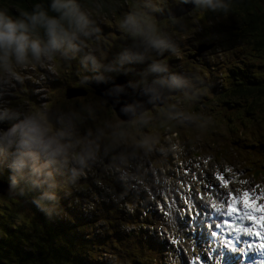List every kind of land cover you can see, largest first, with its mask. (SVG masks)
Listing matches in <instances>:
<instances>
[{
	"label": "rangeland",
	"instance_id": "obj_1",
	"mask_svg": "<svg viewBox=\"0 0 264 264\" xmlns=\"http://www.w3.org/2000/svg\"><path fill=\"white\" fill-rule=\"evenodd\" d=\"M76 1L67 0L66 8L73 11V8H77ZM82 1L87 2L86 9L92 6L95 7L96 15L100 21H104L108 25L116 23L119 28L123 29L120 18L127 19L129 17L140 26L139 29L145 35L150 34V32L143 26H148L155 33L165 30L174 37L183 39L184 33H190L194 27L192 19L189 20L191 24H186L182 18L177 17L190 9L182 11L175 5L167 6V0H129V3L124 1L119 5H116L114 0ZM205 4V1L202 2V5ZM260 4L264 10V0H260ZM105 6H109L106 13L104 12ZM44 8L46 9V7ZM61 9L63 10V7L59 6L57 11L63 13ZM46 11L48 12L47 9ZM115 11H118L119 17L110 16L111 12L114 14ZM167 17L176 19L170 22ZM29 19L32 22L41 21L37 18ZM72 21L75 20L71 19L70 23L66 21L61 26L73 25ZM2 23H11V18H4ZM129 23L133 22L130 20ZM32 24L26 25V28L31 30ZM44 24L46 23L44 22ZM11 25H14V23ZM155 26L159 27L160 31ZM92 27L100 28V26ZM132 29L133 32L131 33L135 34L134 27ZM227 31L228 29L225 30L226 35L229 36ZM105 34L103 37L95 38V46L97 47L95 49L94 46L95 55L91 59L90 56L83 59L86 65L84 67L73 66L72 68H75L74 74L78 77L97 78L103 81L98 84L99 87L93 95L92 103L106 99L112 102L113 107L109 111L113 117L105 119L108 127L103 123H97L95 131H87V121L74 122L68 113H58L49 102L44 103V100H49L46 97L47 93L53 89V87H49L51 85L50 81L66 68L64 63L54 62L53 60H50V65L45 63V66L49 68L45 77H42V73H36L37 62L32 59L15 61L18 65L17 69H19L16 70V74L10 70L5 73L0 71V125L5 117V96L9 95L12 89L14 98L20 99V105L29 111L26 116H31V118L47 125V137L54 140L59 147L57 158H53L49 155L44 156L37 151H25L35 139L34 136L22 135L21 138L24 144L21 145L17 142L14 147L9 146L0 137V159L9 163L11 159H14V157H10L12 149L18 148L19 151H24V154L20 155L19 161L15 163L19 165V170L15 173V180L25 188L45 187L46 193L44 196L49 198L47 204H44L42 198H37V200L41 205H45L52 215L57 213L61 207L60 199L64 188L63 182H68L66 176L69 173L70 166L75 164L77 156H86L90 160H95L98 157L99 162L109 160L111 165L126 172L129 180L126 190L132 189L137 199L144 197L145 200L150 201L149 193L142 191L140 181L144 180L150 172H153L155 165L161 164V161L156 158L160 154L159 150L168 166H171L175 163L174 150L178 149L179 144L194 145V140L208 136L214 128V119L210 109V107L213 108V101L211 100V92L206 85L211 80L210 77L204 78L199 75L201 68L209 72L214 71L213 54L197 59L200 55L194 53L188 57L190 60H186V80H183L181 84L191 97L183 96L180 90H165L162 94H155L152 102L143 103L141 99L146 96L145 88H158V82L151 81L144 88H140L136 81L139 79L137 73L127 69H117V64L109 59L107 49L103 47L104 44L112 43L115 36L111 35L110 32ZM68 35L71 40L79 43V38L72 31H69ZM89 38L92 39L90 36ZM119 41L117 40L115 43H119ZM67 43V38H63L61 42H57V45L68 47ZM157 45L167 48L171 55H174L175 51L180 48L179 43L174 42H163ZM237 46L238 43L235 40L232 41L227 38L224 40L223 50L230 51ZM137 48L148 49L149 43H139ZM4 61H11V58L0 56V67L8 66V63ZM230 61H235L236 65L240 64L235 59H230ZM12 64L15 66L14 63ZM86 68H89V71ZM28 73H30V76L27 75ZM246 73L248 77H254L253 70L247 69ZM14 81L20 84L17 85ZM32 82L37 85L33 92H40L39 101L41 105L35 108H32V105L27 104L25 100L30 95L31 89H34ZM129 101H132L131 109H127L126 115L121 114L123 106ZM15 107L17 108L19 105ZM174 110L179 111L181 115L174 118ZM108 128L112 130L111 133H105ZM0 132L2 131L0 130ZM138 143L148 146V157H141ZM193 147V152L199 150L208 152L211 150L210 147L204 148L203 145ZM10 193L11 196H0V201L5 200L9 203V200H12L13 205L10 207V211L13 213L17 203V195ZM1 214L2 211L0 210V220L2 219ZM0 229L2 230L1 226ZM155 229L158 230L157 227ZM1 252L0 249V258ZM0 264L9 263H6L4 258V260L0 259Z\"/></svg>",
	"mask_w": 264,
	"mask_h": 264
},
{
	"label": "trees",
	"instance_id": "obj_2",
	"mask_svg": "<svg viewBox=\"0 0 264 264\" xmlns=\"http://www.w3.org/2000/svg\"><path fill=\"white\" fill-rule=\"evenodd\" d=\"M66 1L67 0H0V29H2L0 30V55H8L12 58L21 59L33 58L38 61L39 53L36 51V48L39 46L38 42L44 39L49 29H56L66 21L70 23L71 19L75 20L72 21L73 25H79L83 22V18L80 15L95 10L94 6L86 9L88 6L87 2L77 0V8H73L72 11L70 8H66ZM124 1L127 3L129 0H114V3L119 5ZM219 4H223L224 6H219ZM59 6L63 7V10L61 9L63 13L57 11ZM109 6L104 7L105 11H103L105 13L108 12ZM44 7H46L48 12ZM207 15H211L214 18L213 29L216 31L219 38L217 41L218 44H224V40L227 38L232 41L237 40L241 45L238 50L259 53L264 57V10L261 8L260 0H218L213 6L203 9V12L200 13L203 22H205ZM9 17L11 18V23H2L4 18ZM29 18H37L41 21L32 22ZM226 18L235 21L234 28L239 31L238 39H231L230 35H225L223 39L220 28H225V30L228 29V31H230V27L219 23L224 22ZM44 22L46 24H44ZM12 23H14V25L9 27ZM30 24H32L31 30L26 28V25ZM33 32H39L42 38H36ZM242 47H248L249 49L244 50ZM206 57H208V55ZM54 58L57 61L62 60L65 64L69 61H73V65H66L67 68L50 81L51 85H49V87H53V89L47 97L50 98L51 105L59 110H68L70 107H77L76 94H70L68 90L77 88L81 77L74 74L75 68L72 67H84L85 65L75 62L71 56L64 52L55 54ZM259 61L261 60H256L251 63L257 72V79L246 77L244 69L239 68L238 75H240L241 80L234 82L230 89V91L238 95V97L247 99L248 109H251L252 102L258 99L260 88L261 97L264 99V76H258V70L261 69V66L258 64ZM213 63L215 65L213 72L205 71L201 68L199 75L203 77L211 74L213 79L219 80L217 83L213 84L212 88L213 93H216L221 83V78L225 74L224 68H233L236 66V62L230 61L229 56L224 54L219 57H213ZM0 70L4 71L2 68H0ZM86 70L89 71V69ZM39 73L40 72H38V74ZM10 99L13 103L19 104L20 102V99L17 98L10 97ZM28 99L29 103L39 102L32 90ZM109 102L112 105L110 100ZM80 111L81 117L76 118V120H86L88 123H94L93 116L89 115L85 110ZM216 148L225 153L228 151L226 147ZM5 164L6 162L0 159V176L3 177L5 173ZM11 206L12 205L5 206L3 215H1L2 219L0 220V226L2 228L0 232L1 260L5 258V262L9 264H45V260L56 259L55 250L59 251L61 258L69 249L75 250L74 248L68 247L65 241L59 239V234L62 230V222H60L59 218H56V220L50 223H46L37 217L35 221L36 224H28L21 214L20 202L17 204L18 212L16 216L10 211ZM0 207L2 206L0 205ZM111 212L112 211L109 213ZM113 234L106 233L105 235H100L99 246L106 244L107 239H113L114 237L110 236ZM113 236L117 237L119 235L117 233ZM119 237H122V234H120ZM93 238L94 236L88 238V241L90 242ZM57 239L60 240L59 244H55ZM79 253L81 256L88 258L86 254ZM79 258L81 264L88 263L87 260L82 259L80 256ZM65 264H70L69 260L65 261Z\"/></svg>",
	"mask_w": 264,
	"mask_h": 264
},
{
	"label": "snow or ice",
	"instance_id": "obj_3",
	"mask_svg": "<svg viewBox=\"0 0 264 264\" xmlns=\"http://www.w3.org/2000/svg\"><path fill=\"white\" fill-rule=\"evenodd\" d=\"M212 179L201 181V193L190 189V195L162 201L157 209L171 218L194 252L200 248V254L186 264H264V190L257 185L238 193L225 175H216L215 183ZM204 193L212 205L199 202ZM168 243L176 245L179 240L174 236Z\"/></svg>",
	"mask_w": 264,
	"mask_h": 264
},
{
	"label": "flooded vegetation",
	"instance_id": "obj_4",
	"mask_svg": "<svg viewBox=\"0 0 264 264\" xmlns=\"http://www.w3.org/2000/svg\"><path fill=\"white\" fill-rule=\"evenodd\" d=\"M180 1H182V0H167V6H173V5H175L176 3L180 2ZM204 1L206 2V4L205 5H202V2H204ZM217 1L218 0H196V3H195V5H194V7H193L192 10H190V11H188L186 13L180 14L177 17L178 18H182L186 22V24H191V22L189 20L192 19V21H193L192 24H194V25H201L202 27H204L205 26V22L208 20V15L206 16L205 22H203L202 19H201V17H200V13L203 12V9H206L208 7L213 6V4H215ZM191 14H193V15H191ZM111 15L112 16H116V17H119L118 11H115V13L114 14H111ZM175 19L176 18L167 17V20L170 21V22H173ZM213 20H214V18H213ZM227 20H228V22H227ZM234 23H235L234 20H232L230 18H226L224 20V22L219 23V24L226 25L227 27H230V31H228V33L230 35V38L231 39H233V38L234 39H238V37H239V31H238V29H235L234 28V26H235ZM155 27H156V29L158 31H160L159 27H157V26H155ZM107 28H114L115 29V32L111 34V35L115 36V38H114V41L112 43L105 44V45H107L109 47H112V49H115L116 47L124 44V42H120L119 44H117L116 46H114L116 40H118L121 37H123V35H125L127 37V31H123V29L119 28L116 23L113 24V25H107L106 23L101 22V29L95 28V27H91L90 29L94 31L95 36L99 35V37H103V36L106 35L105 34V30ZM220 32L223 35V39H224L225 38V28H220ZM214 34H217V33L213 29V35ZM191 35L193 36L194 34L192 33ZM242 48L244 50L249 49L248 47H242ZM153 60H155V59H153ZM66 65H68V66L73 65V61H69L68 63H66ZM85 79L86 78L81 77V80H80V83H79L78 86L83 87L85 89V91H86V94H88L89 91H90V88L86 84L83 83ZM33 84H35V83H33ZM78 97H80V96H77V98ZM100 102H101V105L100 106L104 110L105 115L106 116H109V117H113V115L109 111L110 108H111L110 105L105 100L104 101H100ZM5 107L6 108L9 107V105L5 104ZM63 111H65L64 113H68V110H63ZM1 122H2V125H3V127L5 129V131H6L10 127V124H11L10 121L8 119H5V120H3ZM33 131H35L37 134H42L43 133L40 130H33ZM44 133H45V131H44ZM11 171H12V169L9 166H6L5 167L4 178L7 181L10 180ZM9 189L10 188H8L6 190V192H8ZM116 198L122 200L121 199V196H117ZM83 200L86 201L87 203H89L91 201L90 198H84V197H83ZM81 203L84 204V202H81ZM117 209H120V208L116 207L115 204L113 203L112 210L111 211L113 212V215L114 216H118L115 213ZM120 222H121V220H119L118 222H114V225L115 226L113 228H110L108 232L113 231L114 233H118V235L120 236V234H121ZM98 232H99V234H102L103 233L99 228H98ZM90 234L92 236H95V230H92L90 232ZM97 247L100 248L99 245ZM117 247H120V245L118 244Z\"/></svg>",
	"mask_w": 264,
	"mask_h": 264
},
{
	"label": "water",
	"instance_id": "obj_5",
	"mask_svg": "<svg viewBox=\"0 0 264 264\" xmlns=\"http://www.w3.org/2000/svg\"><path fill=\"white\" fill-rule=\"evenodd\" d=\"M178 7L182 10V11H184L185 9L183 8V5L182 4H180V5H178ZM89 34H92L91 32H89ZM95 86L97 87V89H98V87H99V85H98V83L97 84H95Z\"/></svg>",
	"mask_w": 264,
	"mask_h": 264
},
{
	"label": "clouds",
	"instance_id": "obj_6",
	"mask_svg": "<svg viewBox=\"0 0 264 264\" xmlns=\"http://www.w3.org/2000/svg\"><path fill=\"white\" fill-rule=\"evenodd\" d=\"M219 6H224L223 4H219ZM9 27H12V25H9Z\"/></svg>",
	"mask_w": 264,
	"mask_h": 264
}]
</instances>
